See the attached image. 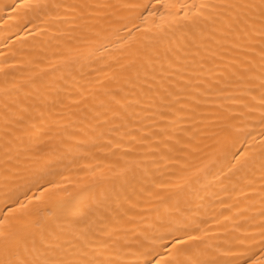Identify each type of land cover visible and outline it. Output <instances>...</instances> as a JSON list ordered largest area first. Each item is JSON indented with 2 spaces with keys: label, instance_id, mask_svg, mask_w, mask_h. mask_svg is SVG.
<instances>
[{
  "label": "bare ground",
  "instance_id": "bare-ground-1",
  "mask_svg": "<svg viewBox=\"0 0 264 264\" xmlns=\"http://www.w3.org/2000/svg\"><path fill=\"white\" fill-rule=\"evenodd\" d=\"M3 241L264 264V0H0Z\"/></svg>",
  "mask_w": 264,
  "mask_h": 264
},
{
  "label": "snow or ice",
  "instance_id": "snow-or-ice-1",
  "mask_svg": "<svg viewBox=\"0 0 264 264\" xmlns=\"http://www.w3.org/2000/svg\"><path fill=\"white\" fill-rule=\"evenodd\" d=\"M10 255V248L8 241L0 242V264H19L18 261L7 259ZM25 264H28L27 261H25ZM59 264H64L63 261L59 262Z\"/></svg>",
  "mask_w": 264,
  "mask_h": 264
}]
</instances>
